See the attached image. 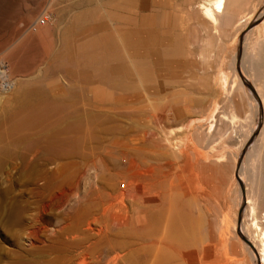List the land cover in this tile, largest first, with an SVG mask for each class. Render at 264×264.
Listing matches in <instances>:
<instances>
[{"label":"rangeland","instance_id":"rangeland-1","mask_svg":"<svg viewBox=\"0 0 264 264\" xmlns=\"http://www.w3.org/2000/svg\"><path fill=\"white\" fill-rule=\"evenodd\" d=\"M174 1L169 7L172 9L166 8L164 10L171 15L168 22L164 19L161 22L163 17L159 16L157 17L159 22L156 23L159 24V28L168 26L171 29L174 43L182 49L185 66L182 70L169 73L166 79L163 78L162 74H160V78H156L157 81L154 79L152 85L159 93L157 96L153 95L154 97L148 96L141 84L133 86V90H131V86L129 87L130 90L121 89L115 85L116 82H113L115 80L112 81L110 77L107 78L108 80L106 79L103 85L93 89L94 96L91 97L92 93L88 92L94 102L106 105L105 107L109 110L107 114L114 118L117 127L111 133L112 135L105 134L106 136H101L104 138L103 140L100 139L102 141L98 140L92 143L91 163L82 169L83 174L81 177L79 176L78 186L76 189H72L75 190L74 193L68 192L71 190L69 189L71 184L65 181L63 184L62 179L56 176L57 172L54 174L53 171H56L58 166H61L59 167L61 171H73L75 165L72 166V162H79V158L54 160L55 163L54 161L47 162L36 152L32 153L31 151L28 153L30 165L22 162L19 157L17 159L16 157L10 158V160L7 158L0 165V264H105L114 254L106 252L108 250L105 245L107 241L104 238L109 233L110 235L107 236L109 238L112 236V229L124 217H134L139 207L138 192L140 185L135 175V169L138 166H143L140 158L146 156L147 159L154 160L153 155L158 151H168L169 145L176 146L180 150L183 149L181 153L178 152L175 156L171 155L168 158L172 162L176 158V163L173 162L176 167L174 170L177 171H175L176 176L175 173L173 174L174 183H177L176 179L179 178L182 182L181 190L177 188L171 193L170 207L173 216L179 218L182 224L187 227V231L191 232L192 236L189 241L199 243L197 241H203L200 238L206 236L205 232L212 231L219 245L225 243L226 240L228 247H225L229 252L228 256H232L230 264H254L245 241L246 233L248 234L245 231L251 230L252 232L253 228L259 236L264 233V179L261 178L263 183L260 181L259 184L260 192L258 191L259 194L256 197L254 218L247 208L248 204L242 203V199L243 201L246 199V175H248V165L251 159L249 150L244 152L241 157V154L239 155L241 166L239 173L234 174L235 171L231 173V167L235 158L237 159L236 155L242 152L238 148L243 139V132L248 130L250 120L253 119L255 128H258L254 140H256L262 126V123L258 124L260 116L258 108L262 105L243 81L246 79L255 92V84L252 79V75L255 73L247 67L246 61L250 46L257 39H260L257 41L260 43L256 47L255 71L256 73L260 72V74L258 72L260 79L264 76V53H262L264 52V39L263 42L261 40L264 15L257 18L253 26L242 35H237L236 31L242 27V25H237L238 16L243 18L239 20V23L243 24V20L251 16L255 9L263 8L264 0H245L246 4L238 7V11L230 19V24H216L215 29L212 28L214 27L213 24L202 16L195 7V2L200 0H192L194 2H190L191 0H187L188 2L184 0L185 2H183L182 0L183 4L181 5H176L177 0ZM69 4L70 0H0V83L3 88L0 94L8 91L6 85L11 81L8 78L19 80L22 79L21 74L30 77L36 74L38 70L41 71L45 68V62L48 61L58 43L55 37L52 39L41 38L35 34L36 32L42 33L47 27H50L54 32V26L48 19L45 24H41L39 19L48 18L45 14L49 13L54 22L56 17L62 16V10L67 9ZM101 5L98 7L100 15L104 14L101 16L110 23L111 28H118L120 26L118 20L119 6L115 3L111 4L107 0L101 2ZM153 9L151 6L149 8L139 7L136 14L140 15L150 11L152 13ZM76 10L77 7H74L70 12L67 11L64 18H71ZM109 11L112 12L110 18L107 15ZM36 20L39 23L37 31L29 30L28 26L33 22L35 23ZM237 27L239 28L237 29ZM202 52L205 53V56L201 55ZM75 68L79 67L75 65ZM262 79L264 81V77ZM239 81L243 85L242 93L245 95L240 100L236 96L237 93H240L236 88ZM159 84L161 86H158ZM137 85L138 88H136ZM3 86H6L5 89ZM136 94L140 95L138 99L130 100ZM1 100L3 101H0V108L2 104V107L7 104V102L4 103V98ZM246 100L251 102V107L245 106ZM110 101L112 104L109 103ZM237 102L238 104H236ZM127 108L129 109L127 110ZM231 112L235 114L233 120L230 118ZM262 118L263 114L259 120L262 121ZM139 128L146 133L141 132ZM142 136L143 141L146 142L140 140L139 137ZM165 136H168L170 142L163 140ZM141 141L144 144L148 143V146L143 144L145 147H149L148 153L136 152L132 148L139 146ZM181 144L182 147L179 146ZM163 158L165 159V156ZM40 159L44 163L40 162ZM202 165H207L213 170L204 173L200 171ZM67 166L68 168H66ZM220 167H225L226 173L223 176H221ZM262 171V177H264V168ZM66 193L68 194L67 200L64 199ZM120 197L121 199H119ZM87 199L95 200L89 206ZM119 201L122 202L119 203ZM80 204L83 206L82 208ZM165 205L167 206V204ZM76 208L80 211H76ZM82 209H86V212L89 209L90 211L80 214ZM74 212H77L76 217H70V215L74 216ZM67 216L70 217V220ZM253 218L256 223H254ZM204 222L205 224H203ZM65 227H67L66 230ZM192 227L195 228V231ZM244 227H248V229L245 230ZM68 230L69 232L71 230V234L67 232ZM30 232L35 233V235ZM193 232L194 234H192ZM219 232L222 238L221 235L219 236ZM28 234H31L32 237ZM74 234L77 237L71 236ZM72 238L78 240L79 244H73ZM65 243H70V246ZM103 244L104 246H101ZM105 246L106 248L103 249ZM263 262L258 263L264 264Z\"/></svg>","mask_w":264,"mask_h":264},{"label":"bare ground","instance_id":"bare-ground-1","mask_svg":"<svg viewBox=\"0 0 264 264\" xmlns=\"http://www.w3.org/2000/svg\"><path fill=\"white\" fill-rule=\"evenodd\" d=\"M103 1L104 0H70V4L67 6V9L64 8L62 10V16L56 17L54 22L51 20L52 16L49 13L45 14L48 18H40L39 22L41 24H45L48 19L49 22L54 26V32L51 30L50 27H47L46 30H44L42 33L36 32L35 34H37V36L41 38L52 39V37H55L58 43L57 47L55 49L53 48L54 51L50 55L48 61L45 62L46 65L44 64L45 68L43 70H38L36 74L30 77H27V75L22 76L21 74L20 76L22 77V79L19 80H17L16 78H8L12 81H10L8 85H6L8 91L6 93L3 92L2 94H0V101H3L1 99L4 98V103L7 102V104H4L3 107L2 104L0 108V165L3 164L7 158H9L10 160V158L14 157H16V159L19 157L21 158L22 162L29 164L30 161H28V153H30L31 151L32 153L36 152L38 156H40L44 161L47 162H53L54 160L56 161L64 158H79V162H72V166L75 165V169L73 168V171H61V168H59L61 166H58V168H56V171H53L54 174L55 172H57L56 176H59L62 179L63 184L64 181L69 182L71 184L72 188H69L71 190L68 189L69 193L71 191L74 193L75 190L73 191L72 189L77 188L79 176L81 177L83 174L82 169L85 166H88L89 163H91L90 150L93 147L92 143L100 139L103 140L104 138L102 137L106 136L105 134H111L116 130L117 127L114 118L110 117L111 115L107 114L109 113V110L107 107H105L106 105L97 104L93 101V98H91L92 96H94L93 89L99 85H103L106 79L110 77L112 78V81L115 80L113 81L116 82L115 85L121 89H129V87L131 86V90H133V86L135 87L136 84H141L144 86L145 93H147L148 96L152 95L151 97H154L153 95L157 96L159 93L154 88V85H152L153 80L155 79L157 81L156 78H160V74H162L163 78L166 79L169 73L172 74L176 71L182 70V68L185 66V61L182 58V49L179 47V45L174 43L172 39L171 29H169L168 26L165 28H159V24L157 25V23L159 22V18L157 17L159 16L163 17L162 20H160L161 22L163 21V19L168 22L171 15L169 14V12H166L164 10L166 8L172 9L169 7H171L174 0H107L111 4L115 3L120 8L118 16L120 26L118 28H111L110 23L106 22L104 20V17H102L104 14H101L102 16L100 15L98 7ZM244 1L245 0H200L195 2V7H197L199 13L202 16L206 17L213 24L214 27L212 28L215 29L216 24H230L231 17L236 14V12L238 11V7L244 5V3L246 2ZM183 2L185 1L183 0ZM183 2L182 0H177L176 5H181L183 4ZM190 2L194 1L191 0ZM150 6L154 8V12L152 11V13H150V11L149 13H141L140 15L136 14V11L139 7L149 8ZM72 7H77L76 12L73 15L71 14V18H64L66 17V12H70V10L73 9ZM176 11H178V9H176ZM107 15L110 18L112 16V12H107ZM262 15H264V6L263 8L258 10L255 9L253 14H251V16H249L248 18L246 16L247 19L243 20V24L239 23V20H242L243 18H240L238 16V24H236L242 25V27L239 26L240 29L236 31L237 35H242L251 26H253L254 21L257 18H260ZM170 20L172 22V19ZM38 26L39 23L38 20H36L35 23L33 22L28 26V29L32 31H37ZM239 27H237V29ZM262 27L263 29L261 34V40L263 42L264 26ZM259 40L257 39L251 44L246 61L247 67L253 70V72L255 73L252 75V79L255 84V92L246 79H243V82L251 90L255 98H257L262 105V107L260 106L259 108L258 106H256L260 112L259 119L263 114V118L261 119L262 121L258 119V124L262 123V126L260 128V133L258 134L256 140H254V136L255 134L257 135L258 128H255V122H253V119L250 120L248 130H245L243 132V137L241 136L243 139L241 138L242 141H240L241 143L238 149L242 150V152L236 155L237 159L235 158V162L231 167V173L234 171V174L237 172L239 173L241 169L239 155L241 154V157L244 152L249 150V155L251 159L248 165V175H246L247 177L245 176L247 178V189L245 188L246 192L244 191L246 199L244 201L242 199V203L245 202L248 204V207H246L249 208L252 215L256 207L255 204L257 194H259L260 192L259 184L260 181L262 182L261 178L264 179V177H262V169L264 168V81L262 78L264 76H261V80L260 76L258 75L259 71L257 70V73L255 71V60L257 58L256 47L257 45L259 46L260 42H257ZM261 52L259 53L261 54ZM201 55L205 56V53L202 52ZM75 65L80 69L75 68ZM6 86H3L4 89ZM158 86H161V84H159ZM231 87L234 86L231 85ZM136 88H138V85ZM236 88L237 90H239L238 92H240L236 95L240 100V98L242 99L244 95L242 93L244 88L240 81L238 82ZM2 89L3 88L0 83V91H2ZM89 91L92 93L91 97L90 94H88ZM139 96L140 95L136 94L132 98H130V100H136ZM249 100L245 101V106L247 107H251V102ZM109 103H111V101ZM236 104H238V102ZM116 108L118 109V106ZM111 109H113V107H111ZM128 109L129 108H127V110ZM179 111L177 112L178 114ZM234 115L235 114L231 112L230 118L232 120ZM142 131L144 130L141 129V132ZM139 133L138 135L141 136V134ZM139 138L142 141L144 140L143 136ZM163 140L165 142L169 141L168 136H165ZM141 142V146H138L136 144L137 146H133L132 148L136 152L148 153L150 151L148 149L149 147H147L148 143L144 144L143 142L146 141H143L141 144ZM143 144L147 146L145 147ZM179 146L182 147L183 145L181 144ZM181 150L178 149L176 146L169 145L168 151L166 150L167 152L163 150L164 152L158 151L156 154H154V160L147 159L146 156H142L140 158L141 162L143 163V166H138V168L135 169V175L138 178V183L140 185L138 192L139 207L135 212L134 217H124V219L119 222L116 227H112V236H110L109 238L108 236L110 235V233L108 232L109 235L107 234L108 236L106 235V237L104 238L107 241L105 245L107 246L108 250L106 249V252L114 254L111 255V259L109 258V260L107 261L109 263L106 262L107 264H230L232 256H228V245L225 239L224 240L226 244L224 242L222 243V241H219L222 243H220L221 245H219L216 242L215 234L212 231H208V233L205 232V239L204 237L200 238L203 241L200 240L197 241L199 243H192L189 241V238L192 236L190 234L191 232H188L187 227L182 224L181 220L177 217H174L172 214L173 212L170 207V203L172 200L171 193L174 189L177 188L178 190H181L182 182L179 180V178L176 179L177 183H174L173 174L175 173L176 176L177 171L174 170V168L176 167L174 166L173 162L176 160V158L174 157L175 159L173 160V162L168 158L171 155L175 156L178 152L181 153ZM164 156L165 159L163 158ZM40 162L43 161H41L40 159ZM36 163L38 162L36 161ZM45 164L47 163L45 162ZM66 168H68V166ZM210 170H213V168L207 165H202V167L200 168V171L204 173L209 172ZM220 171L221 176L225 175V167H220ZM62 183L61 185H63ZM66 197H68V194L65 196V200H67ZM64 199L62 200L65 201ZM119 199H121V197ZM93 200L87 199V204L90 206V204L93 203ZM110 200L112 199L110 198ZM120 202L122 201H119V203ZM165 204H167V206ZM131 206L133 207V205ZM82 207L83 206H81V208ZM77 208L76 211L79 212L80 210H77ZM89 211L87 210L86 212V209H82L80 214H85V212L89 213ZM76 213L77 212H74V216H71L70 214L69 215L73 218L76 217ZM67 217L70 220V217ZM253 217L255 218L254 215ZM113 219H115V217H113ZM255 221L256 220L254 219V223H256ZM70 224L72 223L70 222ZM203 224H205V222ZM66 228L67 227H65V230ZM194 229L193 231H195ZM246 229H248V227H246L245 230ZM200 230L198 231L199 233ZM67 232H69V230ZM245 232H248V234L246 233L247 236H245V241L253 259L252 261L254 262V264H259L260 262L264 261V233H261L262 236H259L257 234V231V233L254 232L253 228L252 232L251 230H246ZM35 233L32 232L31 234L35 235ZM192 234H194V232ZM218 234L219 236L221 235L220 232ZM201 235L203 236V234ZM71 236L74 237L76 235L74 234ZM220 237L222 238V235ZM69 239L70 238H68V240ZM73 239L74 238L71 239L73 241V244H79L78 240ZM67 245L70 246V243ZM101 246H104V244ZM106 246L103 247V249L106 248ZM83 250L84 249H82V251ZM84 263L86 262L84 261Z\"/></svg>","mask_w":264,"mask_h":264}]
</instances>
